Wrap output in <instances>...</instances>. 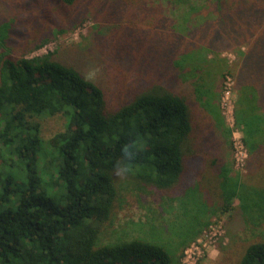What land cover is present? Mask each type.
<instances>
[{"label": "trees", "instance_id": "1", "mask_svg": "<svg viewBox=\"0 0 264 264\" xmlns=\"http://www.w3.org/2000/svg\"><path fill=\"white\" fill-rule=\"evenodd\" d=\"M209 4L202 21L159 22L116 0H0V264H184L214 216L228 215L229 232L264 226V188L235 170L212 84L220 66L208 60L246 46L235 124L253 172L264 157V0ZM89 17L84 42L29 56ZM59 114L66 129L46 149L36 118ZM133 187L160 194L161 224L108 239ZM237 264H264V238Z\"/></svg>", "mask_w": 264, "mask_h": 264}, {"label": "rangeland", "instance_id": "2", "mask_svg": "<svg viewBox=\"0 0 264 264\" xmlns=\"http://www.w3.org/2000/svg\"><path fill=\"white\" fill-rule=\"evenodd\" d=\"M120 7L123 8L127 15L132 18L152 17L159 22H168L169 20L182 21L183 19L195 20V22L202 21L210 13L211 4L209 0H191V8H195L197 13L190 15V6H175L166 4L159 0H116ZM200 9V11H198ZM189 11V12H188ZM96 30V23L89 17L87 21L81 24L76 30L59 34L57 37L48 42L41 49L33 52L30 57L47 55L49 52L55 51L61 45H70L73 43H82L89 34ZM212 37V36H211ZM211 38L210 41H212ZM244 47L233 48L228 51H220L213 53L208 52V60L214 61L218 64L220 70L217 74H213L212 83L216 90V99L218 100L222 116L225 119L226 125L233 130L234 138L239 142L240 138L244 136L235 124V111L239 94V86L237 83V70L239 63L238 50ZM204 50H208L206 45H203ZM212 52V53H210ZM148 57V54H144ZM231 71V72H230ZM41 124V135L45 142L50 141L56 134L65 131L67 126V119L65 115L59 114L56 116H46L36 118ZM233 137V135H232ZM233 140V139H232ZM48 148V145L45 147ZM234 160H236V172L240 173L242 179L250 185L264 188V157L256 159L253 157L250 172L247 169L248 156L246 158L244 150L234 147ZM160 194H138L135 187L128 191L122 200L121 205H118V212L114 220V225L110 229L111 235L108 239L115 240H131L143 234L144 228H138L135 225L140 224L145 226L146 223H154L156 226L161 224L160 217L162 212V200ZM236 207L239 203L236 202ZM169 217V216H168ZM228 215L214 216L212 218V225L195 244L190 245L183 253L184 264H237L244 251V249L259 238H264V226L261 228H249L246 225L242 229L229 232L226 228ZM155 220V222H154ZM148 226H151L149 224ZM166 225H163L164 227ZM179 223L173 225V230L179 229ZM160 229L162 228L159 226ZM158 227V228H159ZM146 230V228H145ZM166 233V232H165ZM107 239V238H106ZM180 253V251H179Z\"/></svg>", "mask_w": 264, "mask_h": 264}, {"label": "built area", "instance_id": "3", "mask_svg": "<svg viewBox=\"0 0 264 264\" xmlns=\"http://www.w3.org/2000/svg\"><path fill=\"white\" fill-rule=\"evenodd\" d=\"M234 134L236 135V133L235 132H233V145H234V147H237V149H241V150H244V153H245V155H246V158H245V160H244V162H243V166L242 167H245V161H246V159H247V156H248V151H247V149H246V147H245V145H244V142H243V138H244V136H242V138H240V140H239V142H237L238 140H237V138L235 137L234 138ZM243 134V133H242ZM235 152V151H234ZM235 163H236V160H235ZM210 229V228H209Z\"/></svg>", "mask_w": 264, "mask_h": 264}]
</instances>
